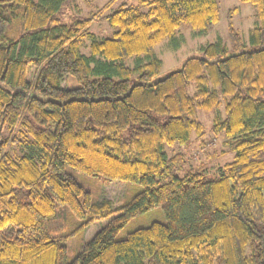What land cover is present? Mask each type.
<instances>
[{"label": "trees", "instance_id": "trees-1", "mask_svg": "<svg viewBox=\"0 0 264 264\" xmlns=\"http://www.w3.org/2000/svg\"><path fill=\"white\" fill-rule=\"evenodd\" d=\"M239 1L257 11L251 49L229 25V47L208 43L157 81L155 47L181 26H215L216 0H130L68 20L69 0H0V264H264V0ZM93 21L111 35L97 38ZM67 76L78 86L61 88ZM198 113L232 154L213 178L166 149L202 137ZM66 168L141 190L92 203ZM59 207L78 229L108 220L71 261L45 226ZM156 207L164 223L115 239Z\"/></svg>", "mask_w": 264, "mask_h": 264}, {"label": "rangeland", "instance_id": "rangeland-1", "mask_svg": "<svg viewBox=\"0 0 264 264\" xmlns=\"http://www.w3.org/2000/svg\"><path fill=\"white\" fill-rule=\"evenodd\" d=\"M129 1L69 0L68 6L63 8L62 19L87 17L111 3L103 14L106 15L113 11L121 2ZM216 1L219 6V19L215 26L201 35H195V32L189 26H181L174 39H165L155 47L154 55L161 61L160 77L177 70L187 58L200 56V47L208 43L220 40L229 47V25L239 32L246 48L248 50L252 48L249 44V35L258 22L256 8L239 0ZM89 31L94 33L97 38H104L111 35L112 29L104 21H93ZM88 44L89 42L85 41L81 48V51L86 55H88ZM143 57L141 56V58ZM126 64L129 67H134L136 59L131 58ZM132 82H135V77L132 78ZM60 86L61 88L70 89L77 87L78 83L72 76H67ZM197 119L204 126V134L201 138H196V135H192L190 144L187 147L174 145L172 149H166L168 152L175 151L183 154L186 163L184 168L196 167L199 164L203 165L209 171V173L203 172L205 176L213 178L216 172L214 175H212V172L223 164L230 162L232 154L227 153V148L224 144L225 138L222 135H214L210 131L212 115L198 113ZM10 151L14 155L21 153L20 148L16 146L12 147ZM66 171L73 175L76 181L89 191L92 203L109 200L114 207L123 205L141 190V187L137 184L119 180L105 181L101 177H89L68 168H66ZM107 222V219H95L89 226L78 229L82 220L74 217L67 208L59 207L57 215L48 219L45 226L52 236L58 237L65 244L67 261H71L77 254L81 244L88 242ZM153 222H165V217L160 207L130 219L119 230L115 239L121 240L128 233L138 228L148 227ZM73 232L74 234H72Z\"/></svg>", "mask_w": 264, "mask_h": 264}, {"label": "water", "instance_id": "water-1", "mask_svg": "<svg viewBox=\"0 0 264 264\" xmlns=\"http://www.w3.org/2000/svg\"><path fill=\"white\" fill-rule=\"evenodd\" d=\"M163 79H164V77H162V78H160V79H157V81H161V80H163ZM157 81H156V82H157Z\"/></svg>", "mask_w": 264, "mask_h": 264}]
</instances>
